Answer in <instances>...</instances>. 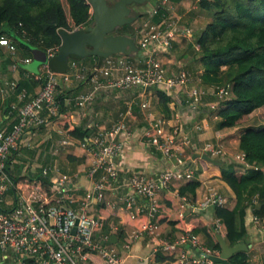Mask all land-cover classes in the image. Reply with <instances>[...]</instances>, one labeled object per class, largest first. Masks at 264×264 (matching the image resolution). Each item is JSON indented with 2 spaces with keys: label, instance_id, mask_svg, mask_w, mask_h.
Instances as JSON below:
<instances>
[{
  "label": "built area",
  "instance_id": "1",
  "mask_svg": "<svg viewBox=\"0 0 264 264\" xmlns=\"http://www.w3.org/2000/svg\"><path fill=\"white\" fill-rule=\"evenodd\" d=\"M90 12L92 14L91 7ZM156 12L158 8L152 10V13ZM176 28L175 23H167L165 20L144 24V29L136 40L141 55L135 64L123 57L114 62L112 56H109L95 63L91 70L83 67L76 71L75 63L69 62L67 71L58 72L50 67L48 60L56 54L59 46L46 50L48 60L42 64L41 72L35 77L42 79L43 83L34 93L23 90L19 94L23 103L17 109L16 122L9 130L0 129V251L10 250L17 264H23L26 257H32L35 264H84L87 255L93 252L100 254L108 264H122L114 248L95 240L94 233L101 227L102 222L99 216L89 214L87 207L94 198H101L105 190L114 188L121 178V160L131 134L123 119L117 120L108 128H99L97 132L79 142V146L92 156L93 163L87 174L92 179V186L78 207L69 206L63 200H51L44 186L37 181L22 179L14 183L6 170V159L11 151H19L21 147L27 146V137L34 131L61 117L57 96L70 84L72 75L85 79L92 86L90 92L77 97L76 104L80 106L88 103L98 90L128 91L138 87L143 90L155 87L175 92L184 86L187 87L186 74L169 73L160 59L163 54L170 52L172 42L176 40ZM181 32L186 33L184 30ZM0 46L6 49L14 61L12 69L17 68L16 61H30L29 57H20L15 46L6 37H0ZM87 70H90L88 77L85 76ZM70 71L74 73L71 74ZM9 85L13 89L16 82L10 81ZM209 88L193 87L187 90L192 109L196 110L206 95L215 94L218 97L217 102L229 96L225 88L216 87L214 91ZM208 105L215 107L211 102ZM147 106V102H142L141 107ZM168 127L172 126H167L166 121L159 118L146 126L142 136L149 146L164 156L174 157L176 166L156 174L133 171L121 180L126 190L123 198L128 202L134 200V196L147 198L152 213L159 207V191L168 188L171 182L186 181L193 177L192 170L185 168L182 160L184 148L189 145L186 132L183 133L176 127L168 132ZM216 147L212 144L208 147L210 156L227 157L224 149ZM232 159L240 161L241 168L245 170L257 169L246 162L241 152H237ZM43 173H46V170ZM56 174L57 177L52 181L53 188L60 193L69 177L61 172ZM10 189L15 190L12 200L7 199ZM225 203L224 196L211 191L205 198L196 202V207H224ZM257 220L258 217L254 216L253 221ZM146 227L159 244L158 249L172 255L175 264H214L210 259L197 257L193 253V250L198 248L208 254H218L217 251L206 247L197 234L184 231L174 241H160L157 226L149 224ZM224 229L223 223L217 219L215 231L220 233ZM137 233L134 231L132 236ZM150 264L157 263L153 259Z\"/></svg>",
  "mask_w": 264,
  "mask_h": 264
},
{
  "label": "crops",
  "instance_id": "2",
  "mask_svg": "<svg viewBox=\"0 0 264 264\" xmlns=\"http://www.w3.org/2000/svg\"><path fill=\"white\" fill-rule=\"evenodd\" d=\"M163 1L160 0L161 8L164 9L161 17L178 18L181 24H183V20H186L184 22L186 25L196 21V19L199 23H204V20L200 19V16L203 17V15H207L208 19L207 11L204 9L200 10L198 7V0H192L191 2L189 0H179L177 2L170 0L166 3ZM148 3L150 4V2H147L141 12L149 11L150 13L146 14L151 16L155 7L150 6L147 9ZM155 23V21L152 22V24ZM202 25L199 26L198 32L202 29ZM197 35L194 32L190 38L178 37L172 42L170 52L162 57L168 72L179 70L178 67L181 65L186 66L190 62L195 64L193 66L195 72L201 69L198 61L194 60L190 53L193 50H197L195 47ZM1 49L8 55L4 47L1 46ZM36 54L38 61L34 56H29L30 61L28 63L22 62L23 64H19L16 69L6 67L7 71H0V129H6L16 122L17 109L23 103L19 99V94L22 91L14 97V93L7 86L2 85L6 81L17 82L21 77V73L24 76L36 77L38 74L35 71L40 68L42 64L40 60L43 55L41 51ZM112 59L115 62L120 57ZM34 60L41 64H33L32 61ZM126 60L130 61L128 58ZM80 80L82 79L72 75L70 84L65 86L64 94L62 93L64 110L61 113V117L49 125L34 131V135L31 134L27 137L28 141L34 136L39 138L46 134L45 137L42 139L40 137V139L49 148L47 149L46 158L50 156L51 159L30 170L35 172L41 169L42 172L46 170V173L51 174L52 192L47 191L50 199L63 200L69 206L78 207L85 198L86 192L92 186V179L87 174L93 163V158L79 146V142L82 140L72 137L69 131L75 126L83 125L92 129V134H94L99 128H108L117 120L123 119L128 124L131 134L121 160V178L114 188L105 190L101 198H94L87 207L89 214L99 216L102 222L101 227L94 233L95 240L102 245L114 248L122 264H150L153 259L157 264H175L172 255L158 249L159 244H157L146 227L149 224L157 226L160 241H174L184 231H191L197 234L206 247L208 244L206 233L212 236L213 241H217V232L215 231V221L217 219L214 213V206L198 209L196 202L200 201L201 196L206 192L214 191L225 197L227 201L225 207L232 208L235 204V195L221 179L207 177L206 169L213 170L214 166L208 162L205 163L200 158L193 159V154L196 150L203 152L206 142L213 143L218 138H227L230 135L228 132L232 133V130L236 127H233V129H215L216 121L207 112L208 109L205 106L208 104L206 102H210L207 99L202 100L204 105H202L201 112L187 114L183 103L184 100L182 103L173 106L174 99L172 98L169 106L171 115L167 118L159 110L156 100L153 99V89L143 90L139 87L131 89L133 94L128 99L125 95H122L126 91L115 93V91L98 90L88 103L80 106L76 104L77 97L92 90L91 84L86 82L85 79L83 82H80ZM120 92L123 93L120 94ZM174 96L172 94V97ZM144 101L148 104L145 108L141 107ZM159 118L165 120L167 126H176L178 124L185 128L189 145L184 148L182 160L184 162L183 166L192 170L193 177L186 181L171 182L168 188L159 191L157 196L159 207L155 213H152L149 210L147 198L134 196V200L130 202L123 198L126 190L121 180L133 171L156 174L176 166L177 161L174 157L168 158L164 156L154 147L149 146L145 141L146 139L142 136L146 126ZM41 131L43 132L41 133ZM55 131L59 133L58 136L61 140L60 146H62V149L59 152L56 148L52 149V146H54L52 136L55 137L57 135ZM239 136L240 134L238 138ZM237 143L238 139L236 141V150ZM27 146V148L30 147V141H28ZM62 150L63 152H61ZM189 154L192 155L190 156ZM59 155L61 160L59 162L58 159L57 163L55 157ZM56 172H61L69 177L64 185V190H61L60 193L55 191L52 183L57 177ZM22 179L25 178L22 177L17 183ZM189 181H198L199 185L193 193L185 192L180 194L179 188ZM14 193L15 190L13 189L9 191L10 200L13 199L12 195ZM254 216L256 215L252 212V207H249L245 216L247 237L243 242L250 244L246 251L249 264H264V213L260 217L257 216V222L253 221ZM198 228L203 229L197 231ZM134 231L138 233L132 236ZM220 233L225 237V229ZM6 252L0 251V264H17L15 256L11 255L7 258ZM84 264L108 263L100 254L94 252L87 255Z\"/></svg>",
  "mask_w": 264,
  "mask_h": 264
},
{
  "label": "trees",
  "instance_id": "3",
  "mask_svg": "<svg viewBox=\"0 0 264 264\" xmlns=\"http://www.w3.org/2000/svg\"><path fill=\"white\" fill-rule=\"evenodd\" d=\"M198 7L208 11L210 20L195 38L198 49L190 53L194 60L201 62L203 68L199 74L200 84L222 87L229 92L228 99L226 97L218 102L216 116L219 120L215 122V129H230L238 126L253 110L264 106V0H198ZM163 10L159 5L158 12L150 16L152 21H159ZM91 15L87 0H0V37L9 39L20 57H31L33 46L44 51L59 46L61 30L74 31L86 26ZM133 34L136 35V30L127 35ZM91 57L98 62L103 60L98 56ZM83 58L72 57L71 60ZM127 58L131 60L133 57ZM13 63L0 46V71H7L6 67L12 69ZM19 64L21 62L16 61L17 67ZM49 65L54 69V65ZM9 82L1 85L7 86L16 97L23 90L34 93L43 80L21 73L13 89ZM152 89L156 93L159 110L169 118L172 92L163 88ZM63 94L57 96L61 113L64 110ZM207 98L210 101L218 100L215 94L206 95L203 100ZM92 131L78 125L69 133L83 141ZM21 151L31 153L27 147H21L19 151H11L6 159V170L13 182L17 183L24 177L39 182L46 191L52 192L51 174L43 173L41 169L32 172L25 166V160L19 157ZM237 152L243 153L246 162L257 169L240 170L232 158L220 166L213 165V170L206 169L207 177L221 179L235 195L232 208L214 206L215 217L223 223L225 239L230 246L243 242L247 237L245 216L249 207L256 216L264 213V128L244 127L238 138ZM198 185V181H189L179 188V193H193ZM202 229L198 228L197 231ZM205 236L207 247L219 252L218 241H213L208 233ZM6 254L9 258L8 251ZM229 262L249 264L246 251L236 252ZM23 264H35V261L32 257H26Z\"/></svg>",
  "mask_w": 264,
  "mask_h": 264
},
{
  "label": "water",
  "instance_id": "4",
  "mask_svg": "<svg viewBox=\"0 0 264 264\" xmlns=\"http://www.w3.org/2000/svg\"><path fill=\"white\" fill-rule=\"evenodd\" d=\"M92 9V18L88 25L74 31L61 30V42L56 54L49 58V64L54 65L55 71L64 72L69 68V60L72 57L98 56L102 59L109 56H140L141 50L136 43V35L117 33L123 24H130L137 18L149 11H142L138 14L130 13L138 8L136 5H145L152 0H87ZM157 1V0H156ZM44 58V59H43ZM46 56H41L42 62L46 61ZM38 61V58H36ZM147 89H152L148 87ZM200 158L212 165L220 166L230 158L218 159L211 157L207 152L196 150L193 159ZM75 230H73L74 232ZM217 241L220 245L218 254H208L193 250L197 256H204L214 264H231L229 259L239 251H247L250 244L239 242L235 245H228L225 237L221 233H216Z\"/></svg>",
  "mask_w": 264,
  "mask_h": 264
},
{
  "label": "rangeland",
  "instance_id": "5",
  "mask_svg": "<svg viewBox=\"0 0 264 264\" xmlns=\"http://www.w3.org/2000/svg\"><path fill=\"white\" fill-rule=\"evenodd\" d=\"M167 1H170V0H164L165 3ZM189 1L191 2L192 0H189ZM159 5L161 6V2H157L156 0H152V1H150V4L148 3V5H147L146 8L149 9L150 6L156 8ZM197 5H198V3H197ZM201 9L202 8H200V10ZM207 13H208V11H207ZM208 15H209V13H208ZM200 19L204 20V23H199L197 21V19H196V21L191 22V23H188L187 25L184 23L186 20H183L182 21L183 24H181L180 23V20L178 18H175V17H168V16H166L165 19H163L161 17L160 20L161 21L162 20H165V21H167V23H169V22L170 23H175V26L177 27L176 28V31H177L176 39H177L178 37H188V38H190L194 32H196V34H199L200 33V32H198V30L200 28L199 26H201V24H203L202 25V29L200 30V31H202L205 28L206 24L209 22L210 17L208 16V19H207V15H203V17L200 16ZM175 20H177L178 25H177V22ZM152 22H153L152 21V18L150 16H148V15L145 14V15H142V17L137 18L136 21L132 22L133 23L132 25H129V24L124 25L123 24L121 27H119L117 33H120V34H131V33H133L136 30V40H138L139 37H140V32L144 29V24H147V23L148 24H152ZM188 22H189V20H188ZM145 30H147V28H145ZM182 30H184L186 33L183 34L181 32ZM195 47H196V49H198V45L197 44L195 45ZM40 51L42 52L43 56L44 57L46 56V58H47V52L44 51V50H42V49H40V48H38V47H36V46H33L32 47V49H31V55L34 56L35 58H37L36 57V55H37L36 53H38ZM166 54H168V53H166ZM163 56H164V54L160 57L162 63H163V61H162V57ZM119 57H123L125 59L127 58L126 56H116V55L112 56V58H119ZM137 59H139V56H133V58L130 60V62H132L133 64H135V63L138 62ZM47 60H48V58L46 59V61L42 62V64H44L45 62H47ZM69 62L70 63H73V62L75 63L76 68L74 70H76V71L77 70L80 71L83 67H87L88 69L91 70V67L96 63V59L94 57L89 56V57H85L83 59H75V60L74 59L73 60L70 59ZM32 63L33 64H37V65L38 64H41V63L36 62L35 60L32 61ZM198 63L200 65V68L201 69L200 70H196V72H195V70L193 68V66L195 64H193L191 62L190 63H187L186 66L185 65H181L180 67H178L179 70L176 69L174 71L171 70L173 72H169V73H175V74L177 73V71H178V73L179 72H184L186 74L187 78H188L187 87L184 86L181 90H177L175 92H172L173 96L175 95L174 97H172L174 99L173 106H176V105L182 103V101L184 100L183 103H184V105L186 107V110L185 111L187 112V114H191V112H195V113L201 112L202 105H204L203 102L200 101V104L197 105L196 110L195 109H192L191 106L189 105V93L187 92V90H191L193 87H197V88L198 87H202V88L203 87L204 88L205 87H208V86H205V85H201L200 84L199 74H201L203 72V68H202L201 62L198 61ZM21 64H23V63L21 62ZM42 64H41V66H42ZM190 64H191V66H190ZM196 69H198V68H196ZM90 70H87L85 72V76L88 77ZM35 72L37 74H39L41 72V69L39 68ZM70 73L72 74V73H74V71H70ZM79 73L81 74L82 72H79ZM83 81L84 80H80V82H83ZM191 86H193V87H191ZM209 89L212 90V91H214L215 86H210ZM115 93H119V92L117 90H115ZM121 93H123V92H120V94ZM132 94H133L132 93V90L130 89V90L124 92L122 95H125V97L128 99V98H131ZM229 97L230 96H228L226 99H228ZM153 99L156 100V93L154 91H153ZM207 100L209 101L210 99L207 98ZM210 102L215 107L212 108L211 105H208V104L205 105V106H207V109H208L207 112H209V114L211 115V117L215 121H218L219 119L216 116V114H217V110L216 109H217V106H218V102L219 101L217 102V100H216V101H210ZM206 103H209V102H206ZM169 106H170V104H169ZM111 121H112V119H111ZM174 127H176L177 129L181 130V132H183V133L185 132V130H184L185 128L182 127V125H178V124L176 126L174 125L172 127H168L167 128L168 129V132H170V130L172 128H174ZM235 127L236 128L234 130H232L233 131L232 133L228 132L230 135L227 138L226 137H223L222 139L221 138H218L213 143L212 142H206L204 144V147H203V152H207L209 155H211V153H210L211 151H209L208 147H211V144H212L214 146H217L216 148L224 149L225 152H226V154H227V157H229V158H235V154L237 153V150H236V141L238 139V135L243 131V128L244 127H255V128L262 127V128H264V106L259 107V108L255 109V110H253L251 113H249V115H247L244 119H242L241 123H239L238 126H235ZM42 132L43 131H41V133ZM58 134L59 133H57V135L55 137L52 136L53 137L52 138L53 139V143H54V146H52V149H55L56 148L58 150V152H59L60 149H62V146H60V141L61 140L59 139ZM45 135L44 136H40L41 139L43 137H45ZM40 137L37 138V136H34V137L30 138V140H28V141H30V147L28 148V150L31 151L30 154H28L27 152H24V151H21L18 154L20 158H23V161L25 160L24 161L25 162V166H28V168H30V169L31 168H34V167L36 168V167L40 166L41 164H43L44 161H46V160L49 161L51 159L50 156L48 158H46V155H47V152H48L47 149H49V148H47L46 143L44 141H41ZM207 143H209V144L206 145ZM23 147H26V145L23 146ZM61 152H63V150ZM227 157H223V156L222 157H219V156L218 157H214L213 156V158L224 159V160ZM55 158L57 160V163H58V159H59V162H60V160H61L60 159V155L58 157H55ZM233 162L235 163L236 168H238L240 170H245V169L241 168V166L239 164L240 161L234 159ZM208 194H209L208 192H206L205 194H203L201 196L200 200H202L203 198H205ZM10 198H11L10 196L7 197L8 200H10ZM226 203H227V201H226ZM226 203H225V206H226ZM8 252H9V254L11 256L12 255V252L10 250H8Z\"/></svg>",
  "mask_w": 264,
  "mask_h": 264
},
{
  "label": "flooded vegetation",
  "instance_id": "6",
  "mask_svg": "<svg viewBox=\"0 0 264 264\" xmlns=\"http://www.w3.org/2000/svg\"><path fill=\"white\" fill-rule=\"evenodd\" d=\"M145 4H146V3H145ZM136 6H137L136 8H138V9L132 11V12L130 13V15L138 14L139 12H141V10H142V8H143L144 5H136Z\"/></svg>",
  "mask_w": 264,
  "mask_h": 264
}]
</instances>
